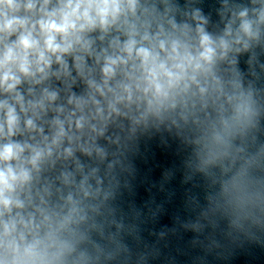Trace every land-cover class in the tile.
Segmentation results:
<instances>
[{"label": "water", "instance_id": "obj_1", "mask_svg": "<svg viewBox=\"0 0 264 264\" xmlns=\"http://www.w3.org/2000/svg\"><path fill=\"white\" fill-rule=\"evenodd\" d=\"M0 264H264V0H0Z\"/></svg>", "mask_w": 264, "mask_h": 264}]
</instances>
